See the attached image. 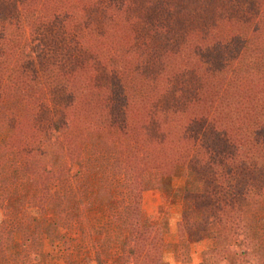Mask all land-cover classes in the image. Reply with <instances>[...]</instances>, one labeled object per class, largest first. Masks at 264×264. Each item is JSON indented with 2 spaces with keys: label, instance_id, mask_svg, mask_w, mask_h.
Listing matches in <instances>:
<instances>
[{
  "label": "trees",
  "instance_id": "obj_1",
  "mask_svg": "<svg viewBox=\"0 0 264 264\" xmlns=\"http://www.w3.org/2000/svg\"><path fill=\"white\" fill-rule=\"evenodd\" d=\"M149 190L264 264V0H0V264H166Z\"/></svg>",
  "mask_w": 264,
  "mask_h": 264
},
{
  "label": "rangeland",
  "instance_id": "obj_2",
  "mask_svg": "<svg viewBox=\"0 0 264 264\" xmlns=\"http://www.w3.org/2000/svg\"><path fill=\"white\" fill-rule=\"evenodd\" d=\"M141 207L145 214L154 217L163 216L168 220L169 232L166 240L170 242L171 249L167 253L166 264H201L200 252L208 245L207 235L203 234L201 240L195 245L177 242L174 236V224L176 220V209L166 208L160 194L155 190L145 191L141 196ZM164 213V214H163ZM57 264H63L58 262Z\"/></svg>",
  "mask_w": 264,
  "mask_h": 264
}]
</instances>
